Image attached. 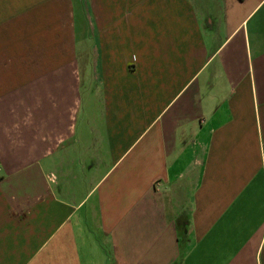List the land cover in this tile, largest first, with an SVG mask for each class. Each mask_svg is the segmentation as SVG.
<instances>
[{
  "label": "crops",
  "instance_id": "0c3cea01",
  "mask_svg": "<svg viewBox=\"0 0 264 264\" xmlns=\"http://www.w3.org/2000/svg\"><path fill=\"white\" fill-rule=\"evenodd\" d=\"M0 264H264V0H0Z\"/></svg>",
  "mask_w": 264,
  "mask_h": 264
},
{
  "label": "rangeland",
  "instance_id": "374dc122",
  "mask_svg": "<svg viewBox=\"0 0 264 264\" xmlns=\"http://www.w3.org/2000/svg\"><path fill=\"white\" fill-rule=\"evenodd\" d=\"M75 33H79L80 34V15L78 14V10L75 9Z\"/></svg>",
  "mask_w": 264,
  "mask_h": 264
}]
</instances>
